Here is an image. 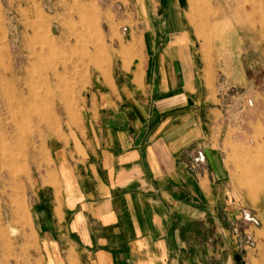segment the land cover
Returning a JSON list of instances; mask_svg holds the SVG:
<instances>
[{
  "label": "crops",
  "instance_id": "crops-1",
  "mask_svg": "<svg viewBox=\"0 0 264 264\" xmlns=\"http://www.w3.org/2000/svg\"><path fill=\"white\" fill-rule=\"evenodd\" d=\"M141 1L140 48L97 90L33 207L45 264H235L222 111L179 0ZM246 255L264 264V234Z\"/></svg>",
  "mask_w": 264,
  "mask_h": 264
},
{
  "label": "rangeland",
  "instance_id": "rangeland-1",
  "mask_svg": "<svg viewBox=\"0 0 264 264\" xmlns=\"http://www.w3.org/2000/svg\"><path fill=\"white\" fill-rule=\"evenodd\" d=\"M179 2L225 121L233 261L243 264L264 234V0ZM141 3L0 0V264H45L33 207L56 155L85 135L97 90L131 65Z\"/></svg>",
  "mask_w": 264,
  "mask_h": 264
},
{
  "label": "bare ground",
  "instance_id": "bare-ground-1",
  "mask_svg": "<svg viewBox=\"0 0 264 264\" xmlns=\"http://www.w3.org/2000/svg\"><path fill=\"white\" fill-rule=\"evenodd\" d=\"M14 86V85H13ZM32 106V105H31Z\"/></svg>",
  "mask_w": 264,
  "mask_h": 264
},
{
  "label": "built area",
  "instance_id": "built-area-1",
  "mask_svg": "<svg viewBox=\"0 0 264 264\" xmlns=\"http://www.w3.org/2000/svg\"><path fill=\"white\" fill-rule=\"evenodd\" d=\"M248 241V240H247ZM250 241V240H249Z\"/></svg>",
  "mask_w": 264,
  "mask_h": 264
}]
</instances>
